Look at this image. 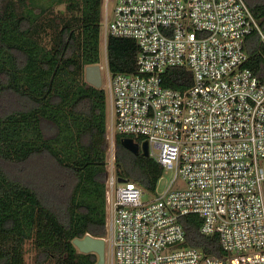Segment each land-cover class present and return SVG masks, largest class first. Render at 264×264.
<instances>
[{"label": "built area", "instance_id": "1", "mask_svg": "<svg viewBox=\"0 0 264 264\" xmlns=\"http://www.w3.org/2000/svg\"><path fill=\"white\" fill-rule=\"evenodd\" d=\"M254 30L264 44L245 0H101L104 43L138 46L135 70L110 74L104 44L105 264H264V78L244 45ZM175 66L192 74L185 89L164 85ZM116 134L147 140L149 157L173 170L161 193L143 200L118 180ZM190 213L222 255L186 244Z\"/></svg>", "mask_w": 264, "mask_h": 264}, {"label": "trees", "instance_id": "2", "mask_svg": "<svg viewBox=\"0 0 264 264\" xmlns=\"http://www.w3.org/2000/svg\"><path fill=\"white\" fill-rule=\"evenodd\" d=\"M65 1V12L42 18L52 4L0 0V264H25L26 241L36 264H96L97 255L79 252L72 240L106 235L105 92L84 77L85 67L100 61L101 0ZM245 2L264 30V0ZM105 45L110 74L135 70L134 39L108 34ZM244 45L246 66L263 79L264 44L257 31ZM163 79L185 89L192 74L169 67ZM123 137L114 139L116 177L153 194L162 166L126 149ZM6 164L38 175L40 186L11 174ZM180 221L187 245L223 254L214 236L201 233L197 214Z\"/></svg>", "mask_w": 264, "mask_h": 264}, {"label": "rangeland", "instance_id": "3", "mask_svg": "<svg viewBox=\"0 0 264 264\" xmlns=\"http://www.w3.org/2000/svg\"><path fill=\"white\" fill-rule=\"evenodd\" d=\"M59 2H57L56 0H37L39 6H46L49 4L51 5V12H45L44 15L42 14V18L44 17H49L52 16V14H56L59 12H65V6H66V1L65 0H58ZM53 6V7H52ZM113 6V2H111V7ZM104 40L102 38V35H100V61L99 64L101 66V71L103 73V75H105L106 73V65H105V58H104ZM103 88V83L101 84V86ZM10 103H7L4 107H8ZM46 134L48 135L49 133H51L50 130L45 129ZM32 164L35 162H31ZM34 166V165H32ZM6 168L9 169V171L11 172V174H14L15 176H17L18 178L24 180V181H28L31 184H36V186H40L39 185V178L38 175H35L34 173H30V174H34V175H30L25 170L22 169L21 166L19 165H14V164H6ZM29 176V177H28ZM173 177V170L170 169H164L163 174L161 176V178L159 179L158 183H157V188L156 191L157 193H161L169 184L170 180ZM177 183H179L180 185L183 183L181 179H178ZM42 187V185H41ZM152 197V195L145 193L143 196V200H148ZM24 250H25V264H36L35 262V250L34 247L31 243V241H26L25 245H24Z\"/></svg>", "mask_w": 264, "mask_h": 264}, {"label": "water", "instance_id": "4", "mask_svg": "<svg viewBox=\"0 0 264 264\" xmlns=\"http://www.w3.org/2000/svg\"><path fill=\"white\" fill-rule=\"evenodd\" d=\"M85 81L92 86L100 87L102 84V73L98 63L90 64L84 70ZM121 144L134 154H141L149 157L148 142L142 141L140 144L133 138L125 136L121 140ZM119 181H124L119 179ZM74 246L82 253H95L97 255L96 264H105V240L103 237H95L89 233L83 237H76L72 240Z\"/></svg>", "mask_w": 264, "mask_h": 264}]
</instances>
